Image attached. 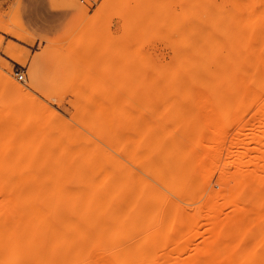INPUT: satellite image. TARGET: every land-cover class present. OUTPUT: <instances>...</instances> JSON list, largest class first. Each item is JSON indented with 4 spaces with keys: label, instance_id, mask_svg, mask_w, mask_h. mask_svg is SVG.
<instances>
[{
    "label": "rangeland",
    "instance_id": "obj_1",
    "mask_svg": "<svg viewBox=\"0 0 264 264\" xmlns=\"http://www.w3.org/2000/svg\"><path fill=\"white\" fill-rule=\"evenodd\" d=\"M252 7L264 14V0H253ZM239 8V0H24L22 6L21 0H0V117L11 114V109L12 113L22 109L24 114L15 131L25 145L33 147L32 156L46 162V200L59 199L53 187L63 181L62 171L72 163L64 161V148L74 149L65 138L70 136L78 138L80 143H88L98 155L100 152L103 155V158L99 156L101 162L98 159L94 165V172L99 169L100 173L96 172V177L93 173L88 176L90 180L94 178L91 182L111 176L109 179L120 182H116V187L122 183L131 196L132 191H140L143 178L144 185L146 180L151 186L145 185L144 194L154 187V192L166 194V204L170 199V203L176 200L179 207H188V212L194 214L222 203L223 212L228 213L229 205L221 202L222 186L218 178L207 181L205 174L199 175L198 167L194 166L193 173L200 177L193 175V191L191 186V191L181 193L178 181L175 183L179 186L163 181L159 184L160 180L156 183L159 172L154 173L155 167L154 172L151 169L145 172L152 161L145 162L148 164L144 166L143 150L139 149L153 140L170 144L175 139L186 145L198 144L201 155V145L229 142L239 120L245 124L259 116L256 112L260 107L254 105L258 102L241 108L239 101ZM39 17L46 21L42 27L36 23ZM18 74L23 76L22 81L17 79ZM2 75L29 94L24 96L28 100L21 101L10 94ZM4 89L9 94H2ZM255 108L258 110L254 115ZM36 128H45V136H38L34 132ZM221 160L216 172L222 168L233 172V168L224 165L225 159ZM111 165L117 170H109ZM41 166L28 160L16 163L0 158V207L25 205L28 200L38 199L35 180ZM116 174L121 178L119 181ZM229 179L227 193L234 186ZM249 186V189L254 187ZM169 189L171 192L174 189V197ZM249 189L239 194V203L249 206L254 205V198L257 204L264 200L260 202L255 195H248ZM165 203L164 208L159 204V211L155 205V215L169 206ZM144 206L147 214L152 206L146 202ZM129 208L128 229L135 236L132 199ZM154 211L150 212L153 213L150 229L146 218L143 219V228L148 229H143V234L150 235L143 236L144 241L152 242L156 238ZM202 216L198 223L203 222ZM204 224L197 227L199 236L190 239L193 245L180 241V247H175L183 251L174 256L183 259L192 253V247L196 245V250L201 246L200 239L204 241L209 236L208 232V236L200 235L205 230ZM182 244L187 247L190 244V252ZM166 246L161 249L163 252L156 248L149 251L156 252L155 255L160 252V256L174 247ZM174 256L172 260L177 258L178 263L182 260Z\"/></svg>",
    "mask_w": 264,
    "mask_h": 264
},
{
    "label": "bare ground",
    "instance_id": "obj_2",
    "mask_svg": "<svg viewBox=\"0 0 264 264\" xmlns=\"http://www.w3.org/2000/svg\"><path fill=\"white\" fill-rule=\"evenodd\" d=\"M252 1L239 0L240 53L237 88L240 94L241 108L249 103H261V106L258 103L254 104L260 107V111L259 107L254 111V115L259 112V116L257 118L254 116L255 119H250V122L248 120L245 124L239 120L235 129L236 133L229 142L221 141L201 145L203 147L200 151L201 155L197 150L198 144L186 145L177 142L174 138H172L174 142L170 144L153 140V143L141 145L144 148L139 149L143 150L141 159L144 166L148 164L145 162L152 161L149 164L151 168L145 167L147 169L145 172L150 169L154 172L155 167L154 173L159 172L156 183L159 180V184L166 182L167 185H178L177 183H179L181 193L190 190L191 186L193 191V175L196 177L205 174L207 181L209 178H218L222 186L219 191V194L222 195H218V197H222L223 201L221 202L229 205L230 211L223 212L225 206L217 201L222 207L216 204L207 208L206 211L204 209L205 212L191 214L188 212V207L181 208L180 205H177L178 201L177 204L176 200L174 203L173 201L170 203V199L169 206L159 215H155V205L158 211L159 204L161 206L162 203L164 208L163 202L165 203L164 195L166 194L160 195L161 193H157V190L154 192V187L153 190H148L144 194L147 191L145 185L150 186V184L145 180L144 185L142 177L140 191L138 193L132 191L131 196L129 189L124 187L125 185L122 186V183L116 187L120 182L116 181L117 184L112 181L109 179L111 176L106 178L105 175L98 178L97 183L91 182L94 178L92 180L91 177L90 180L88 176H91L92 173L94 176L96 172L100 173L99 169L94 172V165L98 159L101 162L100 157L103 155L101 156L100 151H98L100 152L98 155L97 151L88 143H80L78 138L77 140L70 136L65 138L69 144H73L74 149L64 148V161L72 163L63 169V181L53 187L56 194L60 195L59 199L46 200V162L42 163L37 158L35 159L32 156L34 154L33 147L25 145L22 137L15 131L18 121L21 122L19 118L23 113L22 109H17L13 113V109H11V114H5L2 119L0 117V158L16 163L28 160L33 165L41 164L42 166L38 169L40 175L35 180V187H38L40 196L38 199L28 200L25 205L0 207V264H264V204L259 206L264 203V14L253 9ZM2 81L10 94L16 95L21 101L28 100L29 97L25 99L24 96L29 94H26L12 80L3 78L2 75ZM6 89L1 93H8ZM243 99L244 102H242ZM44 122L41 123L45 124ZM45 128H36L33 131L37 132L38 136L43 134L45 136ZM147 131L149 132V130ZM204 148L211 149L213 152H206ZM221 159H225L224 165L233 168V172H227L228 170L223 168L219 170V173L216 172ZM102 162L105 163V160ZM194 166L198 167L199 175L193 173ZM103 167L101 168L109 169ZM111 168L112 165L109 170ZM116 168H112V172L117 170ZM152 171L150 173H153ZM76 173H78L77 176ZM99 173L96 175L98 176ZM118 175L114 176L119 181L121 178L118 179ZM125 176L127 177V174ZM229 177L234 186L228 191V195L226 188L229 185ZM156 179L153 180L156 181ZM155 181L154 185L157 187ZM176 181L178 182L175 183ZM250 184L254 187L249 189ZM161 186L159 185L160 188ZM246 188L249 189L248 195L253 194L258 198L257 200L263 201L257 204L256 198H254L252 201L254 205L249 206L242 202L239 203L237 197ZM171 189H169V194L174 197L173 192L175 191L173 189L171 192ZM129 196L135 205V214L132 213L135 216L133 231L135 236L128 229L130 226L129 214L131 215V212L128 213V210H131ZM177 197L178 195L175 198ZM145 202L147 206H152L153 209H148L150 212L154 211V219L157 221L154 231L151 227V231L156 234V238L154 241L153 238L152 242L144 241L143 238V236L149 235L148 232L146 235L143 234V229H147L146 226L143 228V219L145 221L146 218L149 223V220L152 221L150 218L153 217V213L150 214L148 211L147 214H144ZM167 204L165 203V205ZM201 216L203 222L199 221L198 223V218ZM151 223L145 224L149 228ZM200 223L201 225L205 223L206 230L201 231L203 235L201 233L200 235L204 236L205 233V236H208V232L209 236L206 239L204 237V241L199 238L200 245L202 246L203 242L205 244L196 250L194 244L195 246L192 247L194 250L191 249L192 253L188 254L189 258L188 255H184L183 257L187 260L182 259L175 246L180 247V241L190 242L192 237L199 236L200 228L197 227ZM156 232L160 235L158 236ZM171 235L174 236V239L170 237ZM193 240L196 239L193 238ZM190 243L192 244V242ZM166 245H174V247H172L173 249L169 248L171 251H166L159 256V253L163 252L161 249ZM189 245L187 247L182 244L184 249L188 248V252H190ZM153 248L161 250L158 252V256L155 255L156 252L155 254L153 252L156 257H153L152 252L149 251ZM181 251L183 250L179 252ZM188 252L186 251V253ZM46 254L49 256L47 260ZM174 254L179 255L174 256ZM173 256L181 258L183 262L179 260L178 263L177 258L172 260ZM190 258L192 260H188Z\"/></svg>",
    "mask_w": 264,
    "mask_h": 264
},
{
    "label": "snow or ice",
    "instance_id": "obj_3",
    "mask_svg": "<svg viewBox=\"0 0 264 264\" xmlns=\"http://www.w3.org/2000/svg\"><path fill=\"white\" fill-rule=\"evenodd\" d=\"M23 2L24 0H21V6L23 5ZM36 23L38 26L42 27L46 23V21L43 17H39L37 18Z\"/></svg>",
    "mask_w": 264,
    "mask_h": 264
},
{
    "label": "built area",
    "instance_id": "obj_4",
    "mask_svg": "<svg viewBox=\"0 0 264 264\" xmlns=\"http://www.w3.org/2000/svg\"><path fill=\"white\" fill-rule=\"evenodd\" d=\"M17 79H18L19 81H22V80H23V76H22L21 74H18V75H17Z\"/></svg>",
    "mask_w": 264,
    "mask_h": 264
}]
</instances>
